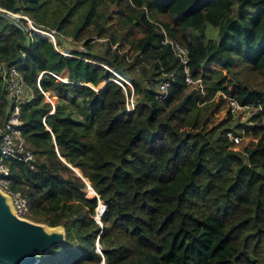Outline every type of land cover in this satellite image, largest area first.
Masks as SVG:
<instances>
[{
  "label": "trees",
  "instance_id": "1",
  "mask_svg": "<svg viewBox=\"0 0 264 264\" xmlns=\"http://www.w3.org/2000/svg\"><path fill=\"white\" fill-rule=\"evenodd\" d=\"M130 2L119 5L114 18L144 39L145 53L164 76L136 80L132 74L139 100L127 112L130 90L108 80L109 71L97 89L58 80L45 32L26 24L29 19L36 30L54 29L90 47L101 16L96 0H0V123L11 99L3 68L13 64L30 93L20 102V127L34 156L8 159L10 188L21 190L34 218L64 230V240L42 257L37 253L36 264H264V89L233 70L244 63L264 84V0ZM166 36L185 47L192 78L215 63L241 84L230 89L232 80L216 78L206 98L192 90L171 108L186 84L184 64L170 42H162ZM79 51L119 66L105 53ZM160 80L169 81L163 98ZM218 91L253 105L246 127L253 139L241 149L227 139L229 128L211 138L212 131L178 130L174 123L198 124ZM72 167L98 198L86 194ZM98 199L105 203L101 223L94 218Z\"/></svg>",
  "mask_w": 264,
  "mask_h": 264
},
{
  "label": "rangeland",
  "instance_id": "2",
  "mask_svg": "<svg viewBox=\"0 0 264 264\" xmlns=\"http://www.w3.org/2000/svg\"><path fill=\"white\" fill-rule=\"evenodd\" d=\"M97 5L100 8L101 16L94 22L91 31L93 36L87 45L86 50H90L93 53H105L112 61L116 62L119 66L112 67L106 63L98 62L93 60L90 53H83L81 46L83 42H76L71 37L56 33L61 37L62 43L57 47V50L49 37L44 36L47 40L44 48L48 57V63L57 72L58 80L66 81L81 80L84 84L87 83L92 88H99L105 83L106 72L109 71L113 76V72L119 73L124 76L131 83L130 76L132 74L136 80L147 79V78H161L163 77L162 70L158 68L156 59L149 57L144 51V39L138 40V37L133 34L131 26L129 24H120L115 20V12L119 5L124 8L132 7L130 0H96ZM19 16V14H14ZM199 15L196 18V22ZM26 24L32 28L31 23L26 20ZM35 28V27H34ZM36 29V28H35ZM40 32L42 30H36ZM207 33L209 36H216V29L211 25L207 26ZM78 49V50H77ZM84 49V48H83ZM76 53L77 55L71 56L67 53ZM233 70L237 72V77L245 83L264 89V84L261 82L258 76L252 71H249L246 64L239 63ZM221 76V77H220ZM200 84L195 88V85H186L184 90L171 102L170 107H175L181 98L189 91H197L201 96L206 98L207 87L216 78H221L223 81L232 80L228 83V87L233 89L235 85L241 84L240 81L236 80L230 70H226L215 63H206L198 74ZM101 82V83H100ZM100 83L99 87L98 84ZM86 85V84H85ZM132 85V84H131ZM127 86H129L127 84ZM133 88V86H132ZM22 93V99L26 97V89L24 88ZM28 92V91H27ZM48 99V98H47ZM50 101L54 102L55 98H49ZM139 100V96L135 95V103ZM213 101L207 116L195 124L191 121L183 122L180 120L174 121L178 130H209L212 131L209 135L214 138L218 135L220 130L223 128L236 127L241 133V140L238 144H232V147L239 148L252 140L251 128L248 131L246 127L252 125L251 115L254 112V108L248 110H237L234 114L228 111L227 99L223 98L219 93H216L211 99ZM242 128V129H241ZM243 130V131H241ZM90 193V192H89ZM87 195L91 196V194ZM26 219L42 224L44 229L48 232H64L63 227L58 225H48L38 218H34L32 215L27 216ZM48 252L40 253L41 257L46 255ZM40 261V257L37 258V262ZM36 262V263H37ZM35 263V264H36Z\"/></svg>",
  "mask_w": 264,
  "mask_h": 264
},
{
  "label": "built area",
  "instance_id": "3",
  "mask_svg": "<svg viewBox=\"0 0 264 264\" xmlns=\"http://www.w3.org/2000/svg\"><path fill=\"white\" fill-rule=\"evenodd\" d=\"M27 20L30 22L29 19ZM32 29L36 30L33 26ZM44 32L45 34H43ZM39 33L43 34L44 36L48 34L46 35L47 38L50 35L49 39L53 43L54 47L57 50H60L57 48L59 46L56 43V31L54 29L42 30ZM168 41L170 42L172 49L179 56L181 62L184 64L185 84L195 85V88L197 89V86L201 85L200 79L198 77L192 78L189 75L188 68L186 66L188 57L185 47L177 41L170 40L167 36L162 39L163 43H166ZM81 47L84 48H81V50L86 49V46L84 44ZM67 54L75 56V54L72 53ZM51 73L55 77H58L54 72ZM113 74L115 76L110 77L109 79L120 85L124 92H126L127 88L130 90V94L126 96L125 105L127 112L133 111L136 104L134 101L136 93L134 92L131 83L119 73L113 72ZM2 78L5 91L11 99L4 119L0 123V190L9 197L10 204L14 213L19 217L26 218L27 216L32 215L28 208L27 199L23 195L21 190H12L10 188L11 179L9 178V168L7 164L9 158H17L24 161L34 159V156L27 146V142L22 134V129L20 127L22 123L20 118V102H22V93L25 85L16 66L13 64H9L3 68ZM127 84L129 86H127ZM168 84L169 81L167 80H160L157 83L159 97H165ZM216 93H219L223 98L227 99L228 111L231 114H234L235 112H237V110L246 111L250 108H253V105L250 103L240 104L232 95L228 93L222 91H218ZM201 98L204 99V97L200 95V99ZM241 133L242 132H239V130L229 127V129L225 132V135L227 139L232 141V144L234 145L240 142Z\"/></svg>",
  "mask_w": 264,
  "mask_h": 264
},
{
  "label": "water",
  "instance_id": "4",
  "mask_svg": "<svg viewBox=\"0 0 264 264\" xmlns=\"http://www.w3.org/2000/svg\"><path fill=\"white\" fill-rule=\"evenodd\" d=\"M72 169L84 180L85 186L92 188L79 169L75 167ZM92 191H94L92 195L98 198L96 191L93 189ZM104 208L105 203L98 199L94 218L99 223ZM63 240L64 232H48L42 224L17 216L11 207L9 197L0 190V264H35L37 253L45 252ZM96 249L100 252L97 240Z\"/></svg>",
  "mask_w": 264,
  "mask_h": 264
},
{
  "label": "crops",
  "instance_id": "5",
  "mask_svg": "<svg viewBox=\"0 0 264 264\" xmlns=\"http://www.w3.org/2000/svg\"><path fill=\"white\" fill-rule=\"evenodd\" d=\"M162 73H163V72H162ZM24 88L26 89V87H25V86H24ZM24 91H25V90L23 89V92H24ZM27 91H28V90L26 89V93H27L26 95H27V96H26V97H24V98L22 99V101H23V100H25L27 97H29V96H30V93H29V91H28V92H27Z\"/></svg>",
  "mask_w": 264,
  "mask_h": 264
},
{
  "label": "bare ground",
  "instance_id": "6",
  "mask_svg": "<svg viewBox=\"0 0 264 264\" xmlns=\"http://www.w3.org/2000/svg\"><path fill=\"white\" fill-rule=\"evenodd\" d=\"M92 189H93V188H90V187H87V186H86V188H85V192H86V194H87V193L90 194L89 192L92 191Z\"/></svg>",
  "mask_w": 264,
  "mask_h": 264
}]
</instances>
